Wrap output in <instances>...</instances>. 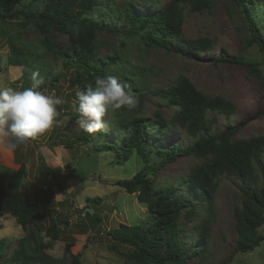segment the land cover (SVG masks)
Here are the masks:
<instances>
[{"label":"trees","instance_id":"trees-1","mask_svg":"<svg viewBox=\"0 0 264 264\" xmlns=\"http://www.w3.org/2000/svg\"><path fill=\"white\" fill-rule=\"evenodd\" d=\"M215 2L171 0L163 7L141 14L130 0L120 3L115 0H0V16L22 8L23 16L18 26L21 29L33 26L41 37L39 46L31 47L25 43L18 44L11 32L5 31L10 44L8 62L13 66H23L24 88L32 85L33 72H39L43 79L40 88L45 89L59 82L62 70L55 74L47 59L57 63L62 60L64 69L74 65L77 67L70 84L76 92L86 90L89 85L94 86L96 76L129 80L123 67L124 53L117 50L109 55L100 52L103 44L100 35L109 31L137 37L149 48L176 52L191 60L199 57L203 51L212 50L215 42L207 37H186V12L210 11ZM233 2L235 6L228 8L231 17L235 19L238 14L247 24L251 32L249 44H257L264 55V0ZM258 8L261 13H258ZM110 13L118 16V21H123L122 25L111 24L108 21ZM57 33L69 38L67 46L57 43ZM176 43L182 44L183 48ZM220 61L246 66L264 88V72L259 62L224 53L214 59L216 63ZM124 85L137 91L133 93L138 99L137 107L133 110L121 109V116L115 121L107 119L109 124H113L112 128L95 134L81 131L75 138L77 143L94 145L97 142L96 153L115 152L118 163L120 159L129 160L135 154L145 162L143 169L132 178L117 180V184L127 192L137 193L139 201L146 204L149 211L138 221L120 223L118 227L106 230V234L115 242V248L124 246L128 249L124 255L130 264H190L191 259H198L197 264H204L210 258L211 224L217 215V192L222 177L236 180L241 190L240 202L233 209L237 238L226 262H231L238 253L252 252L260 247L264 241V235L260 232L264 226V135L240 137L245 122L220 131L217 128L218 116L230 119L236 112V105L223 95L202 92L186 75H179L169 85L153 90L174 108V112L170 118H166L158 110L155 119L149 122L142 114L145 93L131 83ZM63 106L70 109L69 102L62 104L59 107L61 114L65 113ZM263 113L259 112V116ZM70 116L71 119L78 118L75 112ZM172 128L182 129L191 141L183 146L178 141L168 146L163 143L157 145L158 138ZM87 154L90 156V152ZM181 156L197 157L202 161L190 166L182 176L188 190L186 198L175 193L173 183L156 186L152 179L160 167L175 162ZM47 166L41 158L39 171ZM76 171V167L70 169L67 177L86 178L85 171ZM9 173L6 183L0 181V216L12 215L27 232L16 239L11 250L8 239H0V264H82L80 255L71 252L73 242L66 243L65 247V255L71 258V263H67L66 258L55 257L49 250L63 237L64 225L72 222L83 228L81 222L90 218L95 230L101 227L102 217L91 211L87 204L81 209L82 212L80 208L76 209L79 212L76 219L56 220L49 217V224L43 228L39 223L40 204L27 199L21 191L27 175L26 166L22 164ZM61 188L67 194L65 187ZM98 199L94 197L92 202ZM90 200L87 197V201ZM41 210H45V207ZM195 219L197 222L192 228L197 236L188 246L184 241L188 233L187 224ZM196 241L199 243L194 244Z\"/></svg>","mask_w":264,"mask_h":264},{"label":"rangeland","instance_id":"rangeland-1","mask_svg":"<svg viewBox=\"0 0 264 264\" xmlns=\"http://www.w3.org/2000/svg\"><path fill=\"white\" fill-rule=\"evenodd\" d=\"M108 1V0H107ZM118 3L126 0H115ZM136 4L139 13H149L159 7H163L171 0H130ZM252 2V0H251ZM256 4L258 1L255 2ZM233 0H216L210 11L188 12L184 25L186 37L196 39L207 37L214 40L212 50L203 51L194 59H186L182 55L169 53L161 48H149L137 37H127L121 33L105 32L100 37L103 44L100 52L111 54L113 50L124 53V65L129 80L123 77H115L122 84H132L145 93L142 114L147 121L155 119V112L161 111L166 118H170L174 108L169 106L164 98L153 92L155 88L167 86L179 75L188 76L196 87L208 94H220L236 105V112L230 118L218 116L217 128L223 131L241 122L246 126L240 133V137L264 135V88L258 77L251 75L246 66L233 62H214L215 57L224 53L230 57L243 56L247 60L259 62L264 72V55L257 44H249L251 32L247 24L238 14L233 19L229 13V7H234ZM123 6H121L122 8ZM22 8L12 12H6L0 16V89L14 88L21 90L25 87V79L22 80L23 66H13L8 62L10 44L5 31H10L18 44L25 43L31 47L39 46L40 34L33 26L21 29L18 21L22 19ZM258 13L260 9H257ZM261 13V12H260ZM107 17V16H106ZM107 20L116 25H122L118 16L108 14ZM105 20V23H107ZM113 21V22H112ZM10 24H7V23ZM57 43L67 46L69 38L57 33ZM182 49L180 43H176ZM74 55V54H73ZM54 68L55 74L61 70L63 75L59 82L47 88H40L46 94L62 96L65 105L70 104L66 113L72 115L76 106L75 90H72L71 78L77 67L70 66L66 69L62 66V60L57 63L53 59H47ZM133 93L137 91L132 90ZM120 110L110 112L107 119L117 120ZM61 117V118H62ZM77 119H70L64 125L53 127L48 133L32 140L27 145L21 146L14 153L8 152L0 146V181L6 183L11 170H17L23 164L26 166L27 175L23 180L21 191L27 199L37 201L40 204L39 223L47 227L51 217L59 219H76L79 212L76 210L90 205L91 211H95L103 219L101 227L92 229L90 218H86L78 227L71 222L65 226L63 237L57 241L54 248L49 250L58 258H66L71 263V258L65 255L66 243L73 242L71 252L79 254L82 264H130L124 253L128 249L124 246L115 248V242L106 234V230L118 227L120 223H131L145 217L148 206L141 203L137 193H129L117 184L119 179H130L145 166V162L138 155H133L129 160L120 159L117 162L115 152H94L95 145L84 144L75 140L81 133ZM113 124L108 123V128ZM95 135L93 138L95 139ZM156 141V140H155ZM178 141L187 145L191 138L180 128L168 129L164 136L159 137L157 145L168 146L171 142ZM71 143L73 144L71 146ZM90 152V156H87ZM96 153V156H93ZM85 155V156H84ZM41 158L47 167L40 172ZM154 163V159H152ZM197 157L181 156L175 162L169 163L152 175V179L159 184L173 183L174 191L182 198L188 197V190L182 181L190 166L200 164ZM159 163V160L157 161ZM77 168L85 171L86 178L80 176L68 178L70 169ZM65 187V191L61 188ZM87 197L91 200L87 201ZM94 197H99L97 202H92ZM241 190L236 180L222 177L217 192V215L211 224L212 237L210 243V258L204 264H261L264 262V241L255 251L238 253L231 262H226L235 246L237 231L233 218V209L240 202ZM50 199V200H49ZM73 201L70 203V201ZM99 202V203H98ZM45 207V210H41ZM84 215V214H82ZM50 217V218H49ZM182 223L184 219H181ZM197 222L187 224L188 233L184 238L188 245L196 239V230L192 228ZM60 223V222H59ZM31 228V226H29ZM86 228V230H84ZM27 230L17 223L16 218L6 214L0 216V239H8L9 250L15 246L16 239L26 235ZM264 235V226L260 228ZM45 233V232H43ZM199 243L196 241L194 244ZM189 246V245H188ZM198 259H191L190 264H197Z\"/></svg>","mask_w":264,"mask_h":264},{"label":"clouds","instance_id":"clouds-1","mask_svg":"<svg viewBox=\"0 0 264 264\" xmlns=\"http://www.w3.org/2000/svg\"><path fill=\"white\" fill-rule=\"evenodd\" d=\"M42 83L39 72H33L30 87L0 89V146L8 152L14 153L71 119L69 115L61 118L59 107L65 102L63 97L46 94L40 90ZM75 97L77 123L89 134L108 128L110 112L133 110L138 105L132 90L113 76H96L94 86L77 91Z\"/></svg>","mask_w":264,"mask_h":264}]
</instances>
